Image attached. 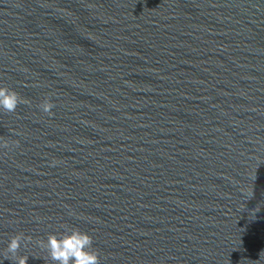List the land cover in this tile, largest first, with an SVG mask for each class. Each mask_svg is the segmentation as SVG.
I'll return each instance as SVG.
<instances>
[{
  "label": "water",
  "instance_id": "1",
  "mask_svg": "<svg viewBox=\"0 0 264 264\" xmlns=\"http://www.w3.org/2000/svg\"><path fill=\"white\" fill-rule=\"evenodd\" d=\"M0 85V264H264V0H0Z\"/></svg>",
  "mask_w": 264,
  "mask_h": 264
},
{
  "label": "clouds",
  "instance_id": "2",
  "mask_svg": "<svg viewBox=\"0 0 264 264\" xmlns=\"http://www.w3.org/2000/svg\"><path fill=\"white\" fill-rule=\"evenodd\" d=\"M26 101L13 89L0 85V111L15 112L18 105ZM54 104L45 99L39 106L40 111L51 114ZM5 148L18 145H2ZM30 242V241H28ZM22 246H26L21 234L12 237L6 246L8 255L5 260L11 264H27L29 257L18 255ZM40 247L47 255L51 264H101L100 254L94 250V241L90 234L75 226L63 224L60 230L49 233L46 240L40 242Z\"/></svg>",
  "mask_w": 264,
  "mask_h": 264
}]
</instances>
